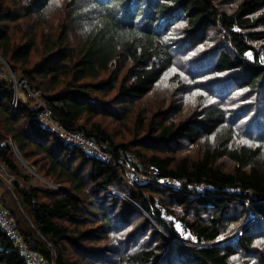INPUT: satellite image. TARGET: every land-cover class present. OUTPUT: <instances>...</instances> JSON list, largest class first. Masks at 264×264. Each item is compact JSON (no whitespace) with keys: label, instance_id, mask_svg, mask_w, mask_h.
<instances>
[{"label":"trees","instance_id":"16d2710c","mask_svg":"<svg viewBox=\"0 0 264 264\" xmlns=\"http://www.w3.org/2000/svg\"><path fill=\"white\" fill-rule=\"evenodd\" d=\"M0 20V56L57 122L187 181L130 186L31 100L13 108L0 77V173L17 179L0 176V203L30 248L49 264H264V0H0ZM0 264H27L1 227Z\"/></svg>","mask_w":264,"mask_h":264},{"label":"built area","instance_id":"2783aa9c","mask_svg":"<svg viewBox=\"0 0 264 264\" xmlns=\"http://www.w3.org/2000/svg\"><path fill=\"white\" fill-rule=\"evenodd\" d=\"M0 77L13 82L15 93L13 98V107L21 101L20 92H23L28 100L36 102L33 108L39 109V116L46 124L60 136L69 146L82 147L88 154L106 161H116L119 165V174L121 178L126 180L130 186L135 184L151 183L161 187L171 186L180 190L185 184V179H175L171 176H163L157 166L152 165L147 171L143 172L129 166L123 158L115 159L114 155L109 151L107 145L99 142L82 131H73L67 129L63 124L57 122L51 109L46 105L42 92L29 87L28 82L24 78L16 77L14 72L9 68L3 70L0 68ZM0 227L11 238L14 245L19 247L25 257L27 264H49L37 250L30 248L23 236L17 229L15 221L9 216V212L0 204Z\"/></svg>","mask_w":264,"mask_h":264},{"label":"rangeland","instance_id":"374dc122","mask_svg":"<svg viewBox=\"0 0 264 264\" xmlns=\"http://www.w3.org/2000/svg\"><path fill=\"white\" fill-rule=\"evenodd\" d=\"M0 68L1 69H3V70H6V68L7 69H11V67L9 66V64L0 56ZM12 70V69H11ZM13 71V70H12ZM20 99H21V101L22 100H25V101H27L28 100V98L25 96V94L23 93V92H20ZM35 104H37L36 102H34V100L32 101V103L30 104L31 106H35ZM14 108V107H13ZM111 130H112V132H114V133H117V132H119V130H120V128L118 127V125H117V123L116 122H112V126H111ZM121 131H122V129H121ZM116 136H118V135H116ZM19 162H20V164H21V166H22V169H23V171L24 172H26V173H30V174H34L35 176H33L32 175V178H31V176H30V178H31V181H30V184H34V185H36V186H40V187H44V188H46V187H48L47 185H46V180L45 179H43L42 177H41V175H39L38 173H36V171H35V169H34V167L33 166H29V165H27L24 161H21V160H19ZM0 167H1V165H0ZM132 167V166H131ZM133 168V167H132ZM2 169H3V172L2 173H0V176L3 178H1L2 179V181H3V183H4V187H5V190H8V189H10V188H12V186H13V182L14 181H16L17 179H16V177L14 176V175H12V174H10L9 172H7L6 171V169L4 168V167H2ZM35 177V178H34ZM45 181V182H44ZM54 186V184L52 183V182H50V186ZM2 190H4V188H0V191L2 192ZM18 200V199H17ZM1 204V203H0ZM2 205V204H1ZM7 211H8V209L4 206V205H2ZM19 214H21V212L19 211ZM151 221H153V220H151ZM240 227H241V224H239V223H236L235 225H234V227H233V229L231 230V232H230V234L229 235H227V236H225V237H223V239H221L220 241H227L228 239H231L235 234H237V233H239L240 232ZM181 231H182V229H181ZM183 232V231H182ZM216 242V243H221V242ZM72 251H73V249H72Z\"/></svg>","mask_w":264,"mask_h":264},{"label":"bare ground","instance_id":"6f19581e","mask_svg":"<svg viewBox=\"0 0 264 264\" xmlns=\"http://www.w3.org/2000/svg\"><path fill=\"white\" fill-rule=\"evenodd\" d=\"M9 7V6H8ZM4 20V19H3ZM1 21V20H0ZM5 21V20H4ZM7 21V20H6ZM255 30V29H254ZM258 44V43H257ZM254 52V51H253ZM263 52V51H262ZM258 53V52H257ZM256 53V54H257ZM244 58V57H243ZM241 59V58H240ZM150 65V64H149ZM250 65V64H249ZM213 67V66H212ZM245 67V66H244ZM240 68V67H239ZM237 69V68H236ZM56 70V69H55ZM44 80V79H43ZM47 81V80H46ZM246 89H248V88H246ZM255 91V90H254ZM252 92V91H251ZM111 93V92H110ZM112 94H113V92H112ZM90 95V94H89ZM254 95V94H253ZM247 96V95H246ZM251 99V98H250ZM46 100V99H45ZM186 232V231H185ZM193 233V232H192ZM160 236V235H159ZM181 236V235H180ZM158 239V238H157ZM194 240V239H193ZM163 243V242H162ZM161 244V243H160ZM152 246V245H151ZM179 247V246H178ZM170 249V248H169ZM178 249V248H177ZM190 253H191V251H190ZM251 253V252H250ZM254 253V252H253ZM256 253H257V251H256ZM258 254V253H257ZM250 255V254H249ZM165 256V255H164ZM256 256V255H255ZM185 257H186V255H185ZM184 257V258H185ZM189 257V256H188ZM181 258V257H180ZM190 258V257H189ZM230 258V257H229ZM247 258V257H246ZM183 259V258H182ZM231 259H232V257H231ZM119 260V259H118ZM238 261V260H237ZM250 261V260H249ZM181 262V261H180ZM124 263V262H123ZM228 263V262H227ZM120 264V263H119Z\"/></svg>","mask_w":264,"mask_h":264}]
</instances>
